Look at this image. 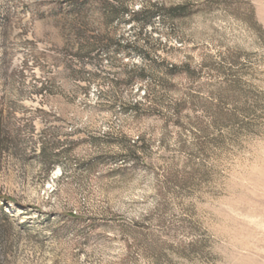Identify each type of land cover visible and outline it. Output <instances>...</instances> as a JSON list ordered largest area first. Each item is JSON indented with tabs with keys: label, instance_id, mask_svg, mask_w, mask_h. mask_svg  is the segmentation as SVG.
Listing matches in <instances>:
<instances>
[{
	"label": "rangeland",
	"instance_id": "1",
	"mask_svg": "<svg viewBox=\"0 0 264 264\" xmlns=\"http://www.w3.org/2000/svg\"><path fill=\"white\" fill-rule=\"evenodd\" d=\"M0 264H264V0H0Z\"/></svg>",
	"mask_w": 264,
	"mask_h": 264
},
{
	"label": "trees",
	"instance_id": "2",
	"mask_svg": "<svg viewBox=\"0 0 264 264\" xmlns=\"http://www.w3.org/2000/svg\"><path fill=\"white\" fill-rule=\"evenodd\" d=\"M2 216H4V217H5L6 215H0V219L2 218ZM6 218H7V216H6Z\"/></svg>",
	"mask_w": 264,
	"mask_h": 264
}]
</instances>
